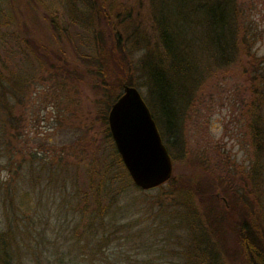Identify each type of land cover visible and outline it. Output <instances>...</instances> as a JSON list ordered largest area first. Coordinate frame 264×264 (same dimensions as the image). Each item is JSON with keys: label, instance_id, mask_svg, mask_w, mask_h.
Returning a JSON list of instances; mask_svg holds the SVG:
<instances>
[{"label": "trees", "instance_id": "trees-1", "mask_svg": "<svg viewBox=\"0 0 264 264\" xmlns=\"http://www.w3.org/2000/svg\"><path fill=\"white\" fill-rule=\"evenodd\" d=\"M1 1L2 13L10 23L9 13L15 1ZM32 1L39 11V20L45 23L47 35L59 41L64 38L71 41L57 11L49 6L48 1ZM73 1L68 11L75 9L80 14L89 37L85 40L77 34L72 36L75 45L68 56L64 46H54L52 50L41 44L38 38L24 36L27 28L22 24L23 33L17 36V43L26 50L39 72L50 70L48 76L58 84L56 90L64 87L72 77L89 86L92 96L100 104L96 118H89L93 117L92 111L86 108L82 114L77 109L73 112L72 102L67 100L63 105L67 106L66 111L58 112L56 117L67 126L82 127L83 134L93 135V144L100 138L109 143L110 149L105 156L90 155L84 171L82 169L81 184L77 182L79 172L75 168L67 172L68 166L74 163L63 164L62 155L55 157L65 167L62 169L67 177L70 176L61 181V186L65 188L68 183L71 191L64 194L61 201V205L67 207L63 215L67 218L70 212L71 218L67 221L72 223L67 225L69 230L62 237L68 241L65 247L46 239L45 228H33L35 222H43L45 226L48 221L43 220V215L31 204L28 190L19 188L14 199L13 192L10 194L8 189L4 190V203H8L10 212L5 217V230L0 231V264H23L22 258L31 254L35 256L34 252L40 245H45L44 241L50 242V255H57L54 262L46 259L44 264H86L85 261L91 263L96 257L102 264H119L125 252L122 245L141 243L144 235L150 236L149 232L153 230L169 234L176 227L189 235L187 256L178 264H223V260L227 264H264V54L256 55L253 51L260 32L250 15L261 1ZM140 9L144 14L142 17L139 16ZM127 45L132 50L130 56ZM55 59L60 64L56 65ZM1 70L0 90L15 82L11 71L4 76ZM226 77L239 80L233 88L237 93L232 95L239 105L236 120L252 152L247 171L233 166L230 173L227 161H210L208 164L204 157L207 176L199 183L181 182L171 173L169 179L154 187L158 190L153 197L154 203L148 200L144 207L151 214L148 227L135 217L134 210L132 217L126 219L138 205L127 201L122 204V194L127 188L141 189L130 181L106 125L107 110L120 94L122 85L138 87L141 80L147 89L150 114L157 123L164 118L154 114L158 99L164 100L163 108L169 107L170 100L174 111V105L179 107L188 97V91L200 81L212 78L221 84ZM242 95L247 97L245 102L241 101ZM168 124L164 123L165 126ZM60 148L76 156V149L71 146L62 145ZM217 154L220 157V153ZM170 159L173 163L174 158L170 156ZM219 169L223 177L218 173ZM224 178H234V184H225L228 182ZM155 204L156 210L152 206ZM35 210L38 213L34 222L31 212ZM33 231L36 244L31 242ZM113 241L118 243L115 246L117 257L109 259L105 251H109ZM228 244L232 246L227 249ZM42 246L39 254L44 252ZM171 247L172 244L163 248L174 252ZM147 248V253L154 251L152 246ZM163 248L160 251L165 250ZM32 261L43 264L36 257ZM145 262L148 264L149 259Z\"/></svg>", "mask_w": 264, "mask_h": 264}, {"label": "rangeland", "instance_id": "rangeland-1", "mask_svg": "<svg viewBox=\"0 0 264 264\" xmlns=\"http://www.w3.org/2000/svg\"><path fill=\"white\" fill-rule=\"evenodd\" d=\"M14 1V7L9 13L12 19L8 23L2 13V1L0 0V68L4 76L11 71L15 79L12 86H6L0 90V231L5 230V217L9 216L10 212L8 203H4L6 193L4 190L8 189L10 194L13 192L14 199L18 189L23 188L30 192L31 204L43 215V220L48 221L45 226L43 222L36 223L35 218L38 212L35 210L31 212L35 222L33 228L38 230L45 228L46 239L54 240L60 247H65L64 244L68 241L62 237L72 223L67 221L71 218L70 212L67 218L63 215L67 207L62 206L61 201L63 195L71 191L68 183L65 188L61 186V181L67 177V173L62 169L65 167H62L55 157L62 155L63 164L74 163L68 166L67 172L75 168V171L79 172L77 182L81 184L82 169L84 171L90 155L103 154L105 156L110 145L100 138L93 144V135L87 136L83 134L82 127L67 126L56 117L58 112L66 111L64 108L67 106H63L66 100L72 102L70 107L74 109L73 112L77 109L79 114H82L85 108L91 110L93 117L89 118L97 117L96 109L100 108V104L95 96H92L89 86L74 77L66 81L59 91L56 90L58 84L51 76H48L50 70L48 72L38 71L32 58L17 43V36L22 35L21 26L24 25L23 27L27 28V33H23L24 36L30 35L38 38L40 43L45 44L48 49L53 50L54 46L61 45V48L64 46L66 48L64 49L69 51H65L67 53L65 55L68 56L71 53V47L75 45L72 36L77 34L86 40V37H89L88 28L84 29L86 25H83V19L75 9L68 11V6L74 4L73 0H45L53 10L57 11L61 24L72 38L71 41L67 38L59 41L47 35L45 23L39 20V11L32 0ZM260 1L250 12L251 19L257 24L260 32V39L253 46L256 55L264 54V0ZM76 5L80 8V4L76 3ZM143 15L140 9L139 16ZM126 48L130 56L132 50L129 45ZM56 60V65L60 64ZM214 81L210 78L209 81L204 82L203 80L193 86L191 91H188V97L182 101L183 103L179 107L174 105V111L170 100L169 107L163 108L164 100L160 99L157 100V107L153 109L156 117L159 115L164 117L163 121L160 118L156 123L155 117L152 116L162 143L165 147L169 146L166 149L169 150L171 158H174L171 173L181 182L194 184L206 178L204 157L208 159V164L210 161L211 163L227 161L230 173L233 166H239L243 172H246L251 164V148L236 120L239 113L238 100H234V95H232L237 93L233 88L237 86L235 84H238L239 80L234 81V78L226 77L225 80H221V84ZM137 86V90L149 109L146 87L142 85L141 80L138 81ZM241 98L242 102L247 99L245 95ZM162 108L167 112H164ZM63 117L67 115L63 114ZM164 123L169 124L165 126ZM94 131L97 132V130ZM62 145L76 149L74 151L76 156L73 157L68 151L61 150ZM217 153H220V157H217L219 156ZM75 161H78V164H75ZM73 165L76 166L73 167ZM71 167L73 168L70 169ZM40 168L42 171H39ZM218 173L220 176L223 174L221 169ZM224 180L228 182L225 184L231 186L234 184V178L231 180L224 178ZM157 192V188L149 190L127 188L122 194L121 203L124 204L127 201L138 206L128 213L126 219L132 217L134 210L135 217H139L143 226L148 227L152 219L151 214L148 213L150 211L144 207L148 200L154 203L153 197ZM262 194L264 199V186ZM152 206L156 210L157 205ZM154 225L157 226V223L155 222ZM29 228L31 229L32 226L30 225ZM149 233L150 236L146 233L141 243L121 246L125 252L121 255L119 264H144L146 259H149L148 264H178L187 256L189 235L185 231L176 227L169 234L155 230ZM31 234L33 240L31 242L36 244L34 231ZM43 243L45 245H40L34 252L35 256L31 254L22 258L23 264H34L33 257L43 264L47 260L55 261L57 255H50L52 253L49 248L50 242L47 244L44 241ZM117 244L116 241L111 242L109 245L111 248L105 251V254H109V259L117 257L115 248ZM171 244L174 252H168L166 248H163H169ZM41 246L44 252L39 254ZM147 246H152L154 251L147 253ZM231 246L232 244H228L227 249ZM160 248L165 250L160 251ZM85 263L102 264L97 261V257L91 263L87 261ZM222 263L227 264L228 262L223 260Z\"/></svg>", "mask_w": 264, "mask_h": 264}, {"label": "water", "instance_id": "water-1", "mask_svg": "<svg viewBox=\"0 0 264 264\" xmlns=\"http://www.w3.org/2000/svg\"><path fill=\"white\" fill-rule=\"evenodd\" d=\"M106 125L132 184L149 190L171 177L172 163L150 111L136 87L123 84L109 105Z\"/></svg>", "mask_w": 264, "mask_h": 264}]
</instances>
